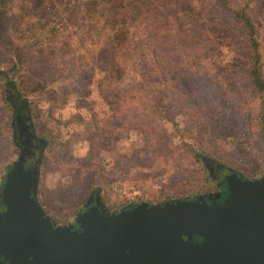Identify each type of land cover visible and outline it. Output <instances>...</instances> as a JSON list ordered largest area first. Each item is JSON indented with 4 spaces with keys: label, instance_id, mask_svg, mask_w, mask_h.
<instances>
[{
    "label": "rangeland",
    "instance_id": "1",
    "mask_svg": "<svg viewBox=\"0 0 264 264\" xmlns=\"http://www.w3.org/2000/svg\"><path fill=\"white\" fill-rule=\"evenodd\" d=\"M8 10L0 16V29L15 31L16 39L21 31L24 39L23 32L37 17L18 5ZM212 12L221 15L217 8ZM252 17L264 76V6H254ZM236 26L232 21L225 31L231 34L227 44L211 29L208 44L197 48L195 63L186 65L176 81L157 62L138 70L142 75L135 83L141 91L132 97L125 94L128 98L114 115L100 97L98 75L87 61H70L56 52L43 66L37 49L27 48L22 52L25 61L19 62L10 46L0 45V201L4 173L18 154L11 137L13 114L6 102L15 94L7 88L11 79L44 143L36 196L55 223H73L89 193H96L108 212L141 201L192 198L211 187L204 156L251 180L261 177L264 96L238 72L248 69L249 60L245 30ZM70 33L69 28L60 29L57 41ZM225 64L237 65L228 77L217 70ZM127 104L136 112L132 119L119 116Z\"/></svg>",
    "mask_w": 264,
    "mask_h": 264
},
{
    "label": "water",
    "instance_id": "2",
    "mask_svg": "<svg viewBox=\"0 0 264 264\" xmlns=\"http://www.w3.org/2000/svg\"><path fill=\"white\" fill-rule=\"evenodd\" d=\"M20 158L1 185L0 264H264V179L229 176L225 191L55 223ZM36 181V180H35Z\"/></svg>",
    "mask_w": 264,
    "mask_h": 264
},
{
    "label": "trees",
    "instance_id": "3",
    "mask_svg": "<svg viewBox=\"0 0 264 264\" xmlns=\"http://www.w3.org/2000/svg\"><path fill=\"white\" fill-rule=\"evenodd\" d=\"M259 3L263 8L264 0H0V16L18 5L37 17L23 32L24 39L21 31L16 39L15 31L0 29V45L10 46L19 62L25 61L22 52L27 48L37 49L38 64L43 66L52 59L50 53L56 52L70 61H87L90 70L98 75L97 91L114 115L121 101L141 91L135 83L142 75L139 71L157 62L164 74L176 81L186 65L195 63L194 53L207 43V33L211 29L220 32L226 43L231 34L225 31L234 21L237 29L245 30L248 46V69L238 72L251 79V85L264 96L262 57L252 17L254 6ZM214 8L221 11L220 16L212 12ZM67 28L71 33L57 41L56 33ZM196 31L201 32L195 34ZM45 49L50 50L49 55ZM227 65L217 67L226 77L237 69L236 64H231L233 71ZM6 82L18 97L15 81ZM13 100L12 97L6 102L11 105ZM119 110L121 117H135L129 104Z\"/></svg>",
    "mask_w": 264,
    "mask_h": 264
},
{
    "label": "flooded vegetation",
    "instance_id": "4",
    "mask_svg": "<svg viewBox=\"0 0 264 264\" xmlns=\"http://www.w3.org/2000/svg\"><path fill=\"white\" fill-rule=\"evenodd\" d=\"M13 97V102L10 105L12 110V120H11V129H12V139L15 142V145L18 147L17 159L20 160L27 166L31 167L33 171L37 174H34V188H37L38 179L40 176V166L43 158L44 152V143L41 141V138L34 132L31 112L29 111L27 102L21 97L11 95ZM9 100V99H8ZM14 103V104H13ZM264 112V111H263ZM264 116V115H263ZM264 126V118L262 120ZM203 165L206 168L207 174L209 176L210 185L206 190H203L200 193H195L192 195V198H199L204 196V198L216 199L219 194L224 193L225 187L222 185V181L229 176L240 177L243 180H251V178H246L237 170L223 164L220 161H216L209 157H202ZM261 177L264 179V173ZM36 180V181H35ZM35 188V191H36ZM91 206H98L100 209L108 212V209L104 208L103 203L99 199L96 193H89L87 199L81 204L82 210L87 209ZM134 205L130 204L125 206V209L131 208ZM5 209L4 205L0 202V213ZM75 221V220H74Z\"/></svg>",
    "mask_w": 264,
    "mask_h": 264
}]
</instances>
